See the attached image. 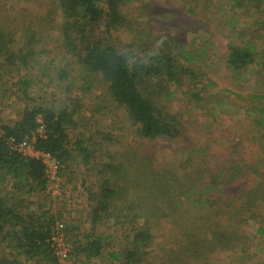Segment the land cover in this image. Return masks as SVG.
I'll use <instances>...</instances> for the list:
<instances>
[{
  "label": "trees",
  "instance_id": "trees-1",
  "mask_svg": "<svg viewBox=\"0 0 264 264\" xmlns=\"http://www.w3.org/2000/svg\"><path fill=\"white\" fill-rule=\"evenodd\" d=\"M41 1L23 0L33 5L21 9L19 0H0V82L7 69L30 71L37 65L47 78L43 58L61 66L69 57L71 63L55 72L61 81H70L64 92L72 90V80L81 82L74 87L83 93L102 85L141 137L173 140L180 136L181 117L166 104L185 87L182 93L200 108L201 72L173 28L161 29L150 17L154 4L127 14V0ZM232 2L237 9H257L260 19L264 15V0ZM196 8L189 2L186 12L190 22L202 28L209 21ZM227 23L233 26V18ZM259 24L264 31V20ZM48 31L58 33L63 50L50 54L41 45ZM119 31L123 33L115 34ZM227 46L226 64L233 71L254 65L261 54L249 42ZM262 56L264 74V49ZM30 62H34L32 68H28ZM33 77L17 78L16 97L10 96L18 97L23 109L17 119L0 124V264H57L49 238L58 223L63 224L60 231L70 241L69 256L75 264H82L81 260L88 264L98 260L102 264H215L213 256L220 251L236 254L229 264H247L242 256L254 253L257 240L263 242L264 254V108L253 106L258 115L253 129L258 136H251L252 144L263 155L257 163L245 158L248 146L222 136L225 142L218 149L205 147L196 160L186 156L174 166L153 156L132 154L122 143L115 149L111 133L96 140L87 123L89 134L79 132L72 117L79 112L69 110L68 102L63 106L35 103L28 90ZM23 142L54 159L55 177H65L77 159L87 171L90 167L96 171L95 189L86 188L91 227L83 236L81 222L66 225L60 217L33 209L21 198L50 193L42 159L13 148ZM111 221L117 227L116 236L111 234L117 243L106 254L108 238L97 229ZM171 237L176 238L171 241ZM259 259L258 264H264V257Z\"/></svg>",
  "mask_w": 264,
  "mask_h": 264
},
{
  "label": "rangeland",
  "instance_id": "rangeland-1",
  "mask_svg": "<svg viewBox=\"0 0 264 264\" xmlns=\"http://www.w3.org/2000/svg\"><path fill=\"white\" fill-rule=\"evenodd\" d=\"M39 2L42 1L39 0ZM189 2L198 6L199 9H196L202 12L200 17L204 18L205 21H209L210 25L202 26L203 22L199 21L198 18H196V21L202 28L197 23L190 22L191 15L186 12V6L189 5ZM203 2H205V5H203ZM9 3H11V0H9ZM151 3L152 6L154 4V10L150 11L151 14L148 13V15L150 14V17L161 29L162 26L167 28L166 30L173 28L171 31L174 30L179 38L184 40L183 43L187 44V49L194 57L198 65L195 64L201 72L197 87L203 89L201 103V107L205 106L203 109L201 107L197 108L194 103L189 102V98L185 96V93H182V91H187L185 87L179 88L181 90L174 92L169 102L166 101V105L172 112L178 113L181 117L183 128L180 136L173 140H150L141 137L137 132V128L131 126L125 110L117 107L109 99L102 85L83 93L74 87L80 85L81 82L72 80V90L69 93L64 92L62 88L69 86L70 81H61L55 72L64 65H69L68 62L71 63L69 57L60 63L61 66L57 65L58 62L49 64V59L43 58L41 64L47 70V78L42 76L44 69H41L39 65L34 69H30V71L25 69L17 72L7 69L0 82L2 86H0V124L18 118L23 105L19 102L18 97L15 100L10 96L16 97L15 94H17L15 92L18 86L15 87L13 84L24 74H32L34 76L33 81H35L30 84L28 90L36 98L35 103L38 101L37 103L45 102L52 106H63L68 102L69 110L75 109L79 112L78 115H72L79 132L89 134V129L85 128L87 123L91 128V133L97 134L92 135L96 140L101 139L104 134L111 133L114 143L112 146L115 149L118 148L119 143H122L123 147H126L130 153L135 152L137 155L153 156L161 162L168 161L177 166L181 164L182 159L186 156L190 157L191 155L194 159L198 157L205 147L208 150L207 148L212 145L214 150L218 149L221 143L225 142V138L221 139V137L225 136L239 140L242 144L248 146L245 158L251 163H257L263 155L252 144L251 136H258L253 129V118L258 116L253 106L264 108V74L260 66L263 60L264 31H262L259 24V20H264V15L260 19L258 10L255 8L249 10L237 9L232 0H127L126 12L131 14L134 9L138 11L137 7L142 8V6H149ZM32 5L33 2L27 5L23 0H19L18 6L22 9ZM232 18L233 26H229L227 22ZM238 31L240 33L236 34ZM121 33L123 32H115V34ZM124 33L127 34V32ZM242 33L243 36H240ZM230 42L238 46H243L245 42L255 44L257 54L261 53L258 54L255 64L241 71L229 69L226 64V57L228 53L227 45ZM41 45L50 54L57 50H63L59 46V36L55 31H48ZM29 64L28 68H32L34 62ZM4 92L6 94L3 97ZM162 96L164 97V95ZM254 96H260V98L255 99ZM214 139L217 141H213ZM197 148L198 151H195L194 149ZM126 149L123 148V150ZM31 151L30 147L23 149V153L28 156L32 154ZM128 151H126V154L129 156ZM49 166L48 188L50 193H43L39 196L21 195V198H26L27 203H30L33 209L51 212L56 216V219L60 217L66 225L69 223L80 225L81 222L79 234L83 236L84 231L91 227L87 220L90 203L86 188L95 189L97 185L96 171L92 170L91 167L87 171L88 168H85L77 159L72 163L71 168L67 170L65 177L59 178L56 176L53 178L57 167L56 164L52 165L51 163H49ZM82 180L85 183H82ZM262 214L264 216V208ZM112 224L113 221L108 222L105 227L97 229V233L108 238L107 247L104 251L106 254L109 246L112 249L114 248L113 245L117 243L116 239L113 240L111 237V234L113 237L116 236L114 232L117 230V227H112ZM175 238L171 237V241ZM64 242L68 251L71 248L70 241L64 240ZM162 243L170 246V242L168 244L164 239ZM254 243L255 247L252 249L254 253H247L242 256L247 264H258V259L260 258V261L264 257L261 248L263 242L257 240ZM233 256H236L234 252L220 251L218 254H214L213 261L215 264H229ZM104 259L105 263L109 262L108 257H104ZM80 262L88 264L84 260ZM94 264L102 263L98 260Z\"/></svg>",
  "mask_w": 264,
  "mask_h": 264
},
{
  "label": "built area",
  "instance_id": "built-area-1",
  "mask_svg": "<svg viewBox=\"0 0 264 264\" xmlns=\"http://www.w3.org/2000/svg\"><path fill=\"white\" fill-rule=\"evenodd\" d=\"M28 147H30L31 150H32L31 151L32 154L29 155L30 157L41 158L42 162L44 164H46L47 173H48V177H49L50 176V172H49V169H48V167H50L49 163H51L52 165L56 164L54 159L49 154L41 153V152L35 150L32 147V143H30V142H23V143H20V144H17V145L13 146V148L15 150H17V151H19L21 153H23V149L28 148ZM23 154H25V153H23ZM56 170H57V168H56ZM54 177H55V173L53 175V178ZM49 179H50V177H49ZM62 227H63V224L62 223H58L57 224V228L52 231V233L50 235V238H49L51 240V246L53 248V251H54V254H55L56 258H58V260H59L58 264H75L73 259H71L70 256H69L70 249L68 251L66 250L68 248L65 246L64 235L60 231V229Z\"/></svg>",
  "mask_w": 264,
  "mask_h": 264
}]
</instances>
